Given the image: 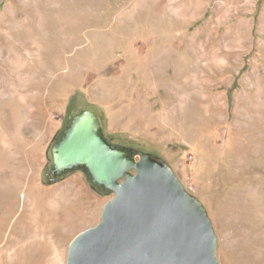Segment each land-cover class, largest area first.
Masks as SVG:
<instances>
[{"label":"rangeland","instance_id":"374dc122","mask_svg":"<svg viewBox=\"0 0 264 264\" xmlns=\"http://www.w3.org/2000/svg\"><path fill=\"white\" fill-rule=\"evenodd\" d=\"M262 101L264 0H0L5 188L15 184L11 179L45 180L54 137L72 111L91 110L113 144L158 155L203 203L221 264H264V163L248 160L253 169L262 166L253 173L234 165L236 137L240 146L254 139ZM74 173L72 181L88 186L90 196L53 215L43 240L27 237L31 230L22 227L20 237L1 235V257L66 264L72 240L100 222L114 197ZM24 191L0 207V233L11 223L5 214L11 205L27 213L35 189Z\"/></svg>","mask_w":264,"mask_h":264},{"label":"water","instance_id":"95a60500","mask_svg":"<svg viewBox=\"0 0 264 264\" xmlns=\"http://www.w3.org/2000/svg\"><path fill=\"white\" fill-rule=\"evenodd\" d=\"M45 184L82 171L105 204L100 222L70 243L66 264H221L218 238L203 203L158 155L113 144L100 117L72 111L47 150Z\"/></svg>","mask_w":264,"mask_h":264},{"label":"crops","instance_id":"0c3cea01","mask_svg":"<svg viewBox=\"0 0 264 264\" xmlns=\"http://www.w3.org/2000/svg\"><path fill=\"white\" fill-rule=\"evenodd\" d=\"M45 170L46 167L43 169L44 173ZM75 175V173L70 174L63 180L51 185L45 184L43 176H41L39 182H33L34 180H29L27 184L21 185L20 179H17L18 177L16 176V182L12 181L11 179V184H15L11 185L9 188L6 187L7 190H5L6 188L0 183V207L2 208H5V206L7 207V205L10 204L12 196L16 193H20V195L23 196L25 189L28 190L31 188V186H34L35 189V191L30 194L28 201H26L25 208H27L28 211L25 215L18 211L14 212L15 209L18 208L17 206L14 207L13 205H11V209L15 208L14 211H8L5 213H9L11 215L9 218H5L6 220H9V222L11 221V223L8 230L0 233V236L3 235L1 236L2 239L9 235L12 237H20L22 234V232H19L20 227H22L23 230L24 228L31 230L26 233L27 237L29 238H35L38 240H43L46 238L43 236L52 230L50 225H52L51 223L54 221L53 215H57L62 208L69 206L71 202L78 201L83 197L85 198V196H90V191L85 189V187L88 186L83 184L77 185L75 184V181H72V179H77L74 178ZM8 184H10V182ZM77 187H82V190L77 189ZM42 188H48L52 191L50 194L45 195L43 194L42 190L44 189ZM81 193L83 194L82 196ZM5 201L7 202L5 203ZM97 213L99 212L97 211ZM1 214L2 213H0V217ZM89 215L90 214L88 213L87 217H89ZM16 218L21 219V221L20 225L16 227V234H13L15 224L17 223H14ZM26 224H29L30 226L26 227ZM31 226L33 228H31Z\"/></svg>","mask_w":264,"mask_h":264},{"label":"bare ground","instance_id":"6f19581e","mask_svg":"<svg viewBox=\"0 0 264 264\" xmlns=\"http://www.w3.org/2000/svg\"><path fill=\"white\" fill-rule=\"evenodd\" d=\"M155 59H156V57H155ZM157 59H158V57H157ZM157 64H158L157 61L153 64L154 70H155V67L157 66ZM259 112H262L263 119L261 121H259L258 123L257 122L253 123V125L256 126V130L253 133L254 139L250 138V139H248V144H245L244 146H240L239 145L240 136L236 137V147L238 149V152L236 154V158H235L236 160L234 161V165L236 167H238L239 165L244 164L247 171H252V173L257 172V171L260 172L262 166H259L257 163L253 169L251 167V165H249L248 160L250 162V160L253 158V159H256L253 161L257 162L258 160H260L261 161L260 163H264V101H262L261 107L255 109V113L259 114ZM263 183H264V177H263ZM10 184H11V182H10ZM262 190L264 191V189H262ZM246 194L251 195L252 199H254L256 196V194L250 190H248V192ZM247 199H249V198H247ZM2 256L4 257V255H2ZM3 257L0 256V264H5V263L13 264L14 263L13 261H10V260L6 261V259H4Z\"/></svg>","mask_w":264,"mask_h":264},{"label":"trees","instance_id":"16d2710c","mask_svg":"<svg viewBox=\"0 0 264 264\" xmlns=\"http://www.w3.org/2000/svg\"><path fill=\"white\" fill-rule=\"evenodd\" d=\"M101 194V193H100Z\"/></svg>","mask_w":264,"mask_h":264}]
</instances>
